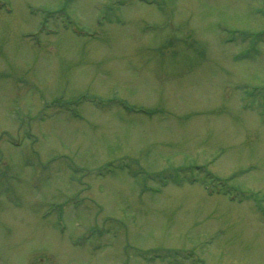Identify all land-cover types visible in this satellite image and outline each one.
Wrapping results in <instances>:
<instances>
[{
  "label": "rangeland",
  "instance_id": "374dc122",
  "mask_svg": "<svg viewBox=\"0 0 264 264\" xmlns=\"http://www.w3.org/2000/svg\"><path fill=\"white\" fill-rule=\"evenodd\" d=\"M0 4V264H264V0Z\"/></svg>",
  "mask_w": 264,
  "mask_h": 264
}]
</instances>
